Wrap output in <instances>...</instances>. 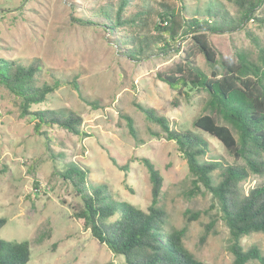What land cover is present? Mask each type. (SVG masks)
<instances>
[{
    "label": "rangeland",
    "instance_id": "obj_1",
    "mask_svg": "<svg viewBox=\"0 0 264 264\" xmlns=\"http://www.w3.org/2000/svg\"><path fill=\"white\" fill-rule=\"evenodd\" d=\"M141 1L130 0L129 10L137 9ZM208 1L148 3L156 11L163 9L161 3H166L180 12L181 6L188 11L200 9ZM213 1L233 11L228 0ZM101 2L0 0V57L22 63L38 59L42 64L39 81L52 82V76L76 78L80 86L82 98L64 85L48 94L44 102L32 105L31 110L72 111L81 118L80 128L87 134L77 137L63 129H46L54 138L50 144L53 159L44 137L34 134L31 117L19 116L13 95L0 83V218L6 220L0 228V238L27 240V264H126L122 255L113 254L99 243L73 216L79 199L71 186L53 173V165L61 167L62 162L74 161L88 166L90 184H105L113 202H128L145 210L151 202V184L141 158L147 157L162 177L157 205L166 214L164 229L184 228L183 244L197 259L209 264H231L228 229L219 217L217 202L207 192L193 194L186 161L176 144L161 135L160 127L149 122L136 106L154 109L167 118L172 129L200 135L207 144L204 158L226 165L234 162L216 138L192 126L196 116L208 112L207 93L190 89L188 95L178 94L156 76L182 59V50L191 45L190 39L184 37L177 52L147 60L130 59L112 39L119 31L110 33L73 20L91 15L89 11L97 10ZM263 12V7L257 10L259 14ZM155 20L153 13L150 25ZM209 41L218 58L242 52L257 61L256 44L264 47V26L250 20L240 30L210 35ZM195 60L201 70L209 73L201 55ZM124 116L132 120L135 136ZM111 156L126 167L118 168ZM263 181L264 173L251 174L240 183V189L247 193ZM240 242L245 249L255 245L264 253V237L260 233L243 236Z\"/></svg>",
    "mask_w": 264,
    "mask_h": 264
},
{
    "label": "trees",
    "instance_id": "obj_2",
    "mask_svg": "<svg viewBox=\"0 0 264 264\" xmlns=\"http://www.w3.org/2000/svg\"><path fill=\"white\" fill-rule=\"evenodd\" d=\"M228 1L234 12L213 0L200 9L188 11L181 6L180 12L166 3H161L163 9L156 11L148 0H142V5L133 11L129 10L130 0H102L97 10L89 11L91 15L73 17V20L110 33L119 31L112 39L120 44L121 52L136 61L177 52L179 42L189 37L191 45L182 50V59L158 71L156 76L178 94L188 95L190 89L207 93L208 112L196 116L192 126L216 138L234 162L226 165L204 158L207 144L200 135L172 129L167 118L154 109L136 106L149 122L160 127L161 135L176 144L186 161L193 194L207 192L217 202L219 217L228 229L231 264L249 261L264 264V253L257 246L245 249L240 242L251 233L264 237V181L247 193L240 189V183L251 174L264 173V47L256 44L257 61L242 52L218 58L209 41L210 35L240 30L250 20L264 26V12L257 13L260 7L264 9V0ZM153 13L156 20L150 25ZM197 55L204 58L209 73L196 64ZM41 69L38 59L22 63L0 57V83L13 95L19 116L31 117L34 134L44 137L45 147L55 159L50 148L54 138L46 129L59 128L77 137L87 136L80 128L81 118L68 110H31V107L44 102L48 94L61 86L68 85L80 96L81 90L76 78L52 76V82L39 81ZM124 117L131 135L135 136L132 120ZM110 159L118 168L126 167L118 164L113 156ZM141 160L151 184V202L145 210L128 202H113L105 184H90L88 166L62 162L61 167L53 165V173L66 181L79 199L73 216L82 221L99 243L113 254L122 255L126 264H209L197 259L184 246V228L164 229L166 214L157 205L162 177L153 161L147 157ZM5 223L0 218V228ZM29 259L27 240L0 238V264H27Z\"/></svg>",
    "mask_w": 264,
    "mask_h": 264
}]
</instances>
